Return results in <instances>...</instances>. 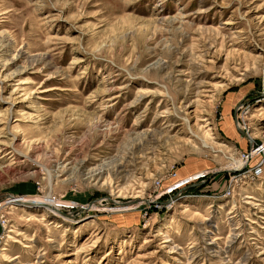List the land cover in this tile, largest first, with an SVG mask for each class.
Here are the masks:
<instances>
[{
  "label": "rangeland",
  "instance_id": "rangeland-1",
  "mask_svg": "<svg viewBox=\"0 0 264 264\" xmlns=\"http://www.w3.org/2000/svg\"><path fill=\"white\" fill-rule=\"evenodd\" d=\"M0 193V264H264V0H0Z\"/></svg>",
  "mask_w": 264,
  "mask_h": 264
},
{
  "label": "water",
  "instance_id": "water-1",
  "mask_svg": "<svg viewBox=\"0 0 264 264\" xmlns=\"http://www.w3.org/2000/svg\"><path fill=\"white\" fill-rule=\"evenodd\" d=\"M237 129H238V131L241 132L243 135H245L246 137H248L249 142H251V141H250V137L247 135V133H246L245 131H243L240 127H239V128L237 127ZM6 194H8V193H0V198H2L3 196H5ZM128 201L130 202L131 200H128ZM60 212H62V211H60ZM62 213H63V212H62Z\"/></svg>",
  "mask_w": 264,
  "mask_h": 264
},
{
  "label": "bare ground",
  "instance_id": "bare-ground-1",
  "mask_svg": "<svg viewBox=\"0 0 264 264\" xmlns=\"http://www.w3.org/2000/svg\"><path fill=\"white\" fill-rule=\"evenodd\" d=\"M135 201H139V200H135ZM145 201V200H144ZM127 203H130V202H127ZM40 204H42V205H44V206H47L46 208H51V209H53V206H50V205H48V204H43V203H40Z\"/></svg>",
  "mask_w": 264,
  "mask_h": 264
},
{
  "label": "built area",
  "instance_id": "built-area-1",
  "mask_svg": "<svg viewBox=\"0 0 264 264\" xmlns=\"http://www.w3.org/2000/svg\"><path fill=\"white\" fill-rule=\"evenodd\" d=\"M258 170H259V167L258 166L253 169L254 172H256Z\"/></svg>",
  "mask_w": 264,
  "mask_h": 264
}]
</instances>
